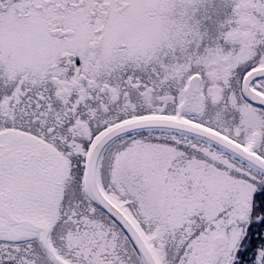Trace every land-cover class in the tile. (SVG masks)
Instances as JSON below:
<instances>
[{
	"label": "snow or ice",
	"instance_id": "1",
	"mask_svg": "<svg viewBox=\"0 0 264 264\" xmlns=\"http://www.w3.org/2000/svg\"><path fill=\"white\" fill-rule=\"evenodd\" d=\"M0 264H264V0H0Z\"/></svg>",
	"mask_w": 264,
	"mask_h": 264
}]
</instances>
